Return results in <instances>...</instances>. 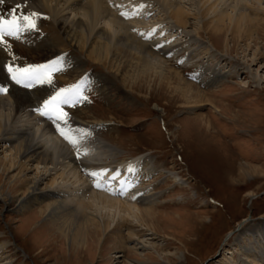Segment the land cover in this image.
Returning a JSON list of instances; mask_svg holds the SVG:
<instances>
[{"label":"bare ground","instance_id":"bare-ground-1","mask_svg":"<svg viewBox=\"0 0 264 264\" xmlns=\"http://www.w3.org/2000/svg\"><path fill=\"white\" fill-rule=\"evenodd\" d=\"M252 1L264 10L262 0ZM206 2L203 3L204 7L202 5L201 17L214 13L215 4ZM17 5L20 7L17 8ZM141 7L143 10L139 14L146 13L147 9L142 5ZM67 11L75 12V15L71 14L69 17ZM230 11L231 13L220 10L215 14L213 26L210 25V20L202 22L201 26L217 43H223L226 54L231 51L227 48L226 36L229 35L236 44L246 36L251 38L252 27L256 31L257 26L259 30L256 35H264V20L256 9L243 6L239 1ZM10 12L19 18L21 29L17 34L11 35L12 38L15 36L13 40L10 35L6 34V37L11 39L9 41L18 40V45H0V62L20 57L25 61L31 59L29 61L38 63L66 48H75L86 61L107 67L122 89L128 88L132 92L140 87L164 90L178 100L179 106H188L193 110V122L190 125L197 131L189 139L191 143H197L189 148L196 150V146L201 145L199 151L207 156L218 153L217 158L212 159L213 166H208L225 175L227 180L233 175L232 165L228 162L231 157L226 148L223 144L220 146L212 141L217 137V132L211 126L213 120L208 115L197 114L195 111V108L209 106L211 114L216 115L223 113L227 107L220 101L213 100L210 97L213 93L199 90L166 66L168 59L176 57L182 50H186L185 56L181 58L185 64L195 61L197 57L194 54V43L182 41L170 46L164 42L160 46L156 44V40L137 38L128 32L117 17L118 14H113L104 0H3L0 3V16L11 18ZM32 13L37 15L31 18L38 19V29L35 31L27 29L23 20V16H30ZM168 15L178 28H186L189 13L182 7H168ZM133 18L139 16L133 15ZM193 31L199 37L200 31ZM208 42L214 47L209 39ZM8 53L12 54L11 57H8ZM199 54L209 56L207 49ZM44 69H50V66L45 65ZM76 73L79 71L74 74L72 72L73 75L65 74L62 82L74 80ZM40 77L39 82L34 80L30 90L24 87L28 80H22L21 88L27 93L12 86L6 94L0 92V201L4 205H12L18 214L25 217L33 214L39 218L42 223L33 231H42L47 236L46 247L56 244L57 248H67V262L85 264L91 250L95 253L104 246L116 249L113 255L115 264H125L124 260L134 258L137 253L146 257L145 252L149 249L157 260L162 254V259L175 257L176 260L181 257L174 252L164 253L169 244H163V240L157 239V235L168 237L160 229L161 223L163 218L171 214L176 215L179 223L188 222L190 217L198 216L199 212L188 213L190 217L186 213L182 219L177 210L157 211L154 207L160 193H156L154 184L148 183L153 173L148 168L149 160L145 154L124 159L110 143L94 136L90 125L82 119L67 116L59 119L54 113L43 115L37 111L44 106L45 100L52 97H48L50 94H46L43 87L39 86L42 80L44 82L43 76ZM77 94L61 93L62 98H67L68 104L78 99ZM232 112L233 116L241 115L239 111ZM79 113V116L87 115L83 111ZM187 130L190 131L188 128ZM61 131L75 140V145L64 139ZM186 166L187 169L190 168L189 164ZM216 171H212V175H216ZM92 173L99 175L93 176ZM220 174L215 177L219 178ZM175 179L171 177V180ZM222 208L224 210V205ZM211 222V218H208V223L199 221L197 227L189 228L185 233L189 232L190 240L178 239L174 235L168 239L177 241L188 254L184 242L190 241L187 242L188 246L191 242H197L201 238V227ZM261 222L249 231L238 230V239L242 244L239 243L235 251H239L240 257L251 261V264H264V219ZM170 245L174 244L170 242ZM40 252H45L44 246L40 248ZM64 253L59 259L65 257ZM120 254H123V258ZM69 256H72L71 260ZM155 263L159 264L157 261Z\"/></svg>","mask_w":264,"mask_h":264},{"label":"rangeland","instance_id":"rangeland-1","mask_svg":"<svg viewBox=\"0 0 264 264\" xmlns=\"http://www.w3.org/2000/svg\"><path fill=\"white\" fill-rule=\"evenodd\" d=\"M104 1L113 14H118L117 17L128 32L137 38L156 40V44L160 46L164 42L170 46L182 41L195 44V61L185 64L181 58L185 56L186 50H182L176 57L168 59L166 66L199 90L213 93L210 97L227 107L223 113H215L216 115L211 114L212 109L209 106L195 108V111L197 114L208 115L213 120L211 126L217 132V137L212 141L220 146L223 144L231 157L228 158L230 160L227 159L233 170L229 180L222 173L211 169L212 159L217 158L218 153L207 156L203 151H199L201 145H197L196 150L189 148L197 143H191L189 139V136L197 131L190 125L193 122L191 107L179 106L177 99L157 88L140 87L136 92L128 88L122 89L120 84L114 81V75L107 67L86 61L75 48H66L63 52H57L38 63L29 61L31 59L25 61L20 57L1 61L0 88L5 89L0 91L1 94H6L12 87L27 93L20 83L12 79L9 67L15 70L28 66H43L37 70L41 71L39 74L44 78V82L42 80L39 86L43 87L42 90L46 94H50L48 97L55 95L60 89H66L63 93L65 95L78 93L75 104L58 105L67 117H77L88 123L92 134L110 143L115 147L116 153L124 159L139 154L147 156L150 165L148 168L153 173L148 183L154 184V190L160 193L154 207L157 211L177 210L182 219L188 213L199 212L196 217L191 218L188 215L191 219L188 222L179 223L174 214L166 217L167 219L163 218L160 229L162 228L168 237L174 235L178 239L190 240L189 232H185L193 226L197 227V222L208 223V218H211L209 225L201 227V238L197 242H191L189 246L187 242L190 241L184 242L188 254L177 241L157 235V239L163 240V244H169L164 253L174 252L181 257L176 260L175 257L162 259V254L157 260L149 249L145 252L146 257L137 253L134 258L124 260L125 264H135L133 261L150 264H156V261L159 264H231V261L236 264H251V261L243 260L240 252L235 250L240 243L238 230L249 231L264 219V35H256L258 26L256 31L255 27H252L251 38L246 36L236 44L228 35L227 48L231 51L226 54L223 43H217L201 26L206 20H210V25L213 26L215 14L220 10L231 13L230 10L239 1L243 6L256 9L263 20L264 10L252 0ZM205 1L215 4L214 13L210 12L201 17L199 15ZM261 4L264 6V0ZM141 5L147 9L146 13L139 14L143 10ZM173 5H178L189 13L186 28H178L169 17L168 7ZM138 7L140 9H137ZM123 9H129L121 11L126 13L127 17L119 12ZM71 14L75 15V12L67 13L69 17ZM38 15L46 16L44 13ZM133 15L139 18H133ZM47 17L50 21V17ZM31 19L35 27L27 29L35 31L38 29V19ZM193 30L200 31L199 37ZM207 38L214 47L209 44ZM7 39L0 37V45H18V40ZM58 46L62 48L59 43ZM206 49L209 56L199 54ZM11 55L8 53V57ZM179 55L181 57H178ZM45 65H49L50 69H44ZM77 71L79 73H76L74 80L62 82L65 74H74ZM245 80L248 81L244 84ZM81 111L87 115L79 116ZM232 111L241 112L240 117L233 116ZM186 164H189V169ZM210 164L212 166H208ZM210 170L216 171V175H212ZM218 174L219 178L215 177ZM171 177L176 178L175 181L171 180ZM176 183L182 185L178 186ZM41 223L33 214L25 217L18 214L12 205H4L0 201V264H75L65 260L67 248H57L54 243V246L46 247L47 236L42 231H33ZM170 242L174 245H170ZM43 246L45 252L41 253L40 248ZM114 252L116 249L107 246L97 249L95 253L91 250L85 264H115ZM63 253L65 257L59 259ZM120 256L123 258V254ZM69 259L71 260L72 256H69Z\"/></svg>","mask_w":264,"mask_h":264},{"label":"snow or ice","instance_id":"snow-or-ice-1","mask_svg":"<svg viewBox=\"0 0 264 264\" xmlns=\"http://www.w3.org/2000/svg\"><path fill=\"white\" fill-rule=\"evenodd\" d=\"M3 0H0V3H2ZM20 6L17 5V8ZM14 12V10H13ZM13 12H10L11 18H6L4 16H0V37H3V35L6 33L7 35H15L17 34L20 29V23L19 18L16 17ZM37 15L36 13H32L30 16H23V20L25 22V25L30 28L35 27L34 21L31 19V16ZM121 15H126L124 12H121ZM43 66L37 65V66H28L24 69H15L13 70L11 67H9V72L12 74V79L15 80L17 83H21L22 80H32L35 79L38 82L41 80L40 74L37 71L38 69L42 68ZM0 91H5V89L0 88ZM66 89H60L59 92L56 93V95L50 97L48 100L44 101V106L40 109H37V111H40L43 115H50L54 113L57 118L63 119L64 116H66V113H64L61 109H59L58 105L60 103H67V100L64 98H61V93H64ZM52 105V107H49ZM64 139L68 140L69 143H72L75 145V140H73L67 133L64 131H61L60 133ZM131 170V166H130ZM93 176L99 175V173H92ZM99 186V185H97Z\"/></svg>","mask_w":264,"mask_h":264}]
</instances>
